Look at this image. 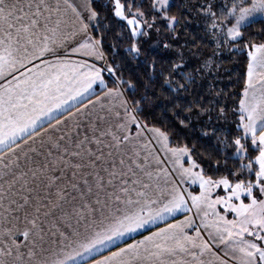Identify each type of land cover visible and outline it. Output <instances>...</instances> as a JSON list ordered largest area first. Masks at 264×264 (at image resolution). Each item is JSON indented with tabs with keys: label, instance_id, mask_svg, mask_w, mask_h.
Returning <instances> with one entry per match:
<instances>
[{
	"label": "snow or ice",
	"instance_id": "1",
	"mask_svg": "<svg viewBox=\"0 0 264 264\" xmlns=\"http://www.w3.org/2000/svg\"><path fill=\"white\" fill-rule=\"evenodd\" d=\"M0 264H264V0H0Z\"/></svg>",
	"mask_w": 264,
	"mask_h": 264
},
{
	"label": "trees",
	"instance_id": "2",
	"mask_svg": "<svg viewBox=\"0 0 264 264\" xmlns=\"http://www.w3.org/2000/svg\"><path fill=\"white\" fill-rule=\"evenodd\" d=\"M260 27V24L257 23L253 31L258 29ZM244 58L242 56H229L228 54H225L224 57H222L221 61V68H220V79L218 80V87L226 88L228 91L232 90V85L228 84L229 79H231L233 82H235L237 78V74L243 71V64H244ZM229 104L231 105V100H229ZM173 142L175 143V138L173 139ZM188 143L195 144L196 146V152H201L204 148H207L208 145L205 144L203 141H197L194 138H190Z\"/></svg>",
	"mask_w": 264,
	"mask_h": 264
},
{
	"label": "crops",
	"instance_id": "3",
	"mask_svg": "<svg viewBox=\"0 0 264 264\" xmlns=\"http://www.w3.org/2000/svg\"><path fill=\"white\" fill-rule=\"evenodd\" d=\"M76 2L79 3L80 0H76ZM193 189L198 191V186H193ZM148 230H151V227H149ZM141 234H143V233H141Z\"/></svg>",
	"mask_w": 264,
	"mask_h": 264
}]
</instances>
